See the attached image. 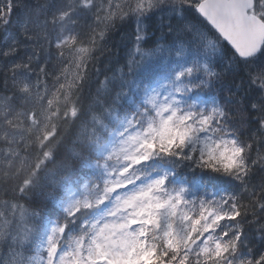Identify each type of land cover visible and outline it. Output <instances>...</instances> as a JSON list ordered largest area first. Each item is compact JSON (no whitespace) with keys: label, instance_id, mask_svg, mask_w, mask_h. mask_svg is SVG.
Returning <instances> with one entry per match:
<instances>
[{"label":"snow or ice","instance_id":"obj_1","mask_svg":"<svg viewBox=\"0 0 264 264\" xmlns=\"http://www.w3.org/2000/svg\"><path fill=\"white\" fill-rule=\"evenodd\" d=\"M0 264H264V0H0Z\"/></svg>","mask_w":264,"mask_h":264},{"label":"trees","instance_id":"obj_2","mask_svg":"<svg viewBox=\"0 0 264 264\" xmlns=\"http://www.w3.org/2000/svg\"><path fill=\"white\" fill-rule=\"evenodd\" d=\"M17 14L18 13L14 12V16ZM124 31L128 32L129 35L123 39V42L120 34L110 36L107 41L108 46L117 53L122 61L128 59V52L134 48L133 38L130 35L131 30L125 29ZM117 45H119L118 48L116 47ZM117 68L119 69V66H117Z\"/></svg>","mask_w":264,"mask_h":264}]
</instances>
